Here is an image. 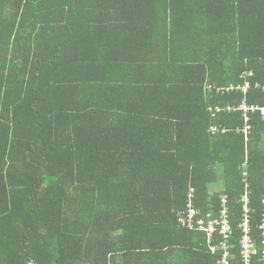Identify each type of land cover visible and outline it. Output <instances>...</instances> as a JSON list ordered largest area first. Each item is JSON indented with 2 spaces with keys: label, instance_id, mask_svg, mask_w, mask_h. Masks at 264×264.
<instances>
[{
  "label": "trees",
  "instance_id": "1",
  "mask_svg": "<svg viewBox=\"0 0 264 264\" xmlns=\"http://www.w3.org/2000/svg\"><path fill=\"white\" fill-rule=\"evenodd\" d=\"M242 101L264 107V0H0V264H217L178 222L190 188L200 216L228 196L239 245L247 184L258 240Z\"/></svg>",
  "mask_w": 264,
  "mask_h": 264
},
{
  "label": "built area",
  "instance_id": "2",
  "mask_svg": "<svg viewBox=\"0 0 264 264\" xmlns=\"http://www.w3.org/2000/svg\"><path fill=\"white\" fill-rule=\"evenodd\" d=\"M247 77L251 75V72H246ZM242 76V75H241ZM243 82L237 86L229 84L228 87H216L215 92L220 91L229 92L231 90H240L246 92L251 82L243 75ZM209 85H206L208 88ZM205 87V88H206ZM245 111H259L261 115H264V107H257L254 105H248L245 101L241 102L240 108ZM248 108V109H246ZM212 114L219 110V107H209ZM250 125L245 124V128L242 129L244 133H248ZM211 131H216L218 128L215 125L209 127ZM224 131V129H223ZM248 138L246 137L245 140ZM247 164L248 153L245 151V159L241 164L242 176L246 181L247 176ZM248 185L245 184V193L240 198L242 219L238 224V228L241 231V238L239 239V245L236 242L235 230L232 227L231 218L229 217L228 196L226 194L221 196L220 209L217 217H210V214L206 216H200L194 204L195 192L193 188H190L186 198V208L177 212L178 222L186 228L193 230H201L207 234V243L209 250L212 254H218L217 264H254L255 259L264 263V198L262 199L263 211L261 220L257 226L259 230V239L253 237L251 234V225L249 222V197H248ZM259 246L262 249L259 255ZM259 255V256H258Z\"/></svg>",
  "mask_w": 264,
  "mask_h": 264
},
{
  "label": "rangeland",
  "instance_id": "3",
  "mask_svg": "<svg viewBox=\"0 0 264 264\" xmlns=\"http://www.w3.org/2000/svg\"><path fill=\"white\" fill-rule=\"evenodd\" d=\"M243 109H245V108H243ZM246 109H248V108H246ZM222 175L223 174H222V168H221V166H217L216 167V176H217V178H216L215 181H213V182H211L209 184V189H210L211 192H214V191H217V190H221L222 189V187H223L222 186V184H223Z\"/></svg>",
  "mask_w": 264,
  "mask_h": 264
},
{
  "label": "crops",
  "instance_id": "4",
  "mask_svg": "<svg viewBox=\"0 0 264 264\" xmlns=\"http://www.w3.org/2000/svg\"><path fill=\"white\" fill-rule=\"evenodd\" d=\"M247 177V176H246ZM242 178H243V176H242Z\"/></svg>",
  "mask_w": 264,
  "mask_h": 264
}]
</instances>
